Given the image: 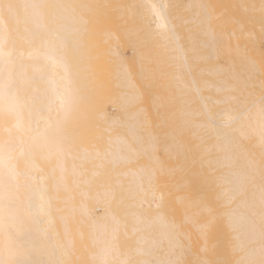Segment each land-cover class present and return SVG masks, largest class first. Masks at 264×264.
Listing matches in <instances>:
<instances>
[{"label":"bare ground","instance_id":"6f19581e","mask_svg":"<svg viewBox=\"0 0 264 264\" xmlns=\"http://www.w3.org/2000/svg\"><path fill=\"white\" fill-rule=\"evenodd\" d=\"M175 1L0 0V264H264V0Z\"/></svg>","mask_w":264,"mask_h":264},{"label":"rangeland","instance_id":"374dc122","mask_svg":"<svg viewBox=\"0 0 264 264\" xmlns=\"http://www.w3.org/2000/svg\"><path fill=\"white\" fill-rule=\"evenodd\" d=\"M176 1H175V3H176ZM212 1L213 0H211V1L208 0L207 4H208V2H209V4H210V2L213 3ZM184 13H185V11H184ZM183 28H185V26L184 27L182 26V29ZM187 29H189V27ZM191 30L193 31V29H191ZM194 31H195V29H194ZM186 34H187V31H186ZM186 34L184 35V33H183L184 36H186ZM192 35H194V34H192ZM126 48L127 49H124V50L126 52H129L128 51L129 47H126ZM199 64L204 65L205 63L201 62ZM199 64H198V66H200ZM206 65H207V63H206ZM196 66H197V64H196ZM100 104L104 108L110 109L112 111V113H113L114 109L112 108V105H113V101L112 100L107 99L105 102H102ZM92 127H93V131L94 132L99 133V135H97V139H96L97 140V144L98 145L103 144V139H104L103 136L111 134V131H107L105 129L106 125H105L104 117L100 118L98 116V113H95L94 116H93V119H92ZM66 162L68 163V165H70L71 164V159L69 157H67V161ZM84 169H85V171H84V173H85L86 172V168H84ZM202 177L205 178V175L203 174ZM68 178H69V183L72 184L73 177H72L71 173H69ZM203 182H205V181H203ZM162 187H163V191H165V192L169 191L170 192L171 184L167 181L166 185H163ZM210 191H212V190L211 189L210 190L206 189L203 192V194H201V195H197L196 197H192L194 195H188L187 197H185L183 199L177 198L175 195H170L169 194V196L167 195V196L164 197V199H162L163 201H161V204H160L161 207H159V209L163 210L167 214L171 215L173 218L176 217L177 219H180L182 217V215H183V212L190 211L191 209L199 208L200 205H204L205 208L201 209V213L197 217L199 219H206V218H211L212 219V223L210 224L209 229H208L209 233L207 234V237L209 236L210 238L208 237L207 240H208V242L210 244H215V246L213 248H211L210 250L207 251V254L209 253L210 258H213V261H216V262H214L215 264H237L234 261L235 255L234 256H232L233 254L231 255L232 252L230 254L227 252L228 253L227 256L225 255L226 254L225 250L228 248V246L226 247L225 245L228 242L227 239L231 238V234L230 233L232 231H230L229 229L226 228V225H225L226 223L223 221V218H221L222 216L220 215V210L223 209V208L226 209L227 207H230L231 202L228 203V204H223V205H221L219 207L218 202H217L216 198L214 197L213 191L212 192H210ZM193 201H196L197 204L194 203L192 208L188 207V205L190 203H192ZM169 206H171V207L169 208ZM216 208H218V209H216ZM86 220H88V218ZM81 224H82L83 227L86 226L85 219L81 221ZM130 238H131L130 235L126 236L127 240L130 239ZM77 241H78V249L81 250V251L86 252L88 249L85 247V245H86L85 242L87 243V242L90 241L89 240V236L84 235V237L82 239L77 240ZM198 244H199V241H196L193 246L191 245V247L192 248L194 247L195 250H198ZM215 254L218 255V256L216 257ZM213 255H215V257H212ZM189 256L190 255H188V259L190 258ZM220 256H222V257H220ZM214 258H215V260H214ZM134 259L135 258H133V260ZM188 262H189V260H188ZM189 264H190V262H189Z\"/></svg>","mask_w":264,"mask_h":264},{"label":"snow or ice","instance_id":"6c2138e0","mask_svg":"<svg viewBox=\"0 0 264 264\" xmlns=\"http://www.w3.org/2000/svg\"><path fill=\"white\" fill-rule=\"evenodd\" d=\"M5 7H10L9 5H5Z\"/></svg>","mask_w":264,"mask_h":264}]
</instances>
